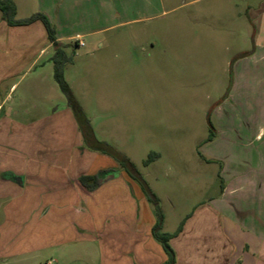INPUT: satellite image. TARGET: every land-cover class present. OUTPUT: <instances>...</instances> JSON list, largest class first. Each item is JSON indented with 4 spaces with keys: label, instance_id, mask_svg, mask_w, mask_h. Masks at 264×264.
Segmentation results:
<instances>
[{
    "label": "crops",
    "instance_id": "0c3cea01",
    "mask_svg": "<svg viewBox=\"0 0 264 264\" xmlns=\"http://www.w3.org/2000/svg\"><path fill=\"white\" fill-rule=\"evenodd\" d=\"M11 1L18 20L46 16L56 42L72 57L74 47L96 39L102 48L108 34L119 39L116 29L168 11L163 0ZM255 15L257 44L250 55L261 59L264 3ZM55 49L41 22L8 26L0 12V264H58L49 252L77 242L96 243L99 264H163L166 255L152 236L154 209L140 185L112 157L85 146L58 93ZM237 135L242 146L264 144V128ZM84 177H98L99 183L89 190ZM208 184L212 195L194 207L170 240L175 264H264V161L224 164L208 176ZM163 227L168 234L177 230Z\"/></svg>",
    "mask_w": 264,
    "mask_h": 264
},
{
    "label": "rangeland",
    "instance_id": "374dc122",
    "mask_svg": "<svg viewBox=\"0 0 264 264\" xmlns=\"http://www.w3.org/2000/svg\"><path fill=\"white\" fill-rule=\"evenodd\" d=\"M163 1L167 13L116 29L119 39L108 34L104 47L96 39L74 47L63 74L93 134L131 160L171 232L212 195L209 175L230 162L264 161V144L245 147L237 135L264 128V58L250 55L264 0ZM49 253L58 264H99L96 243Z\"/></svg>",
    "mask_w": 264,
    "mask_h": 264
},
{
    "label": "trees",
    "instance_id": "16d2710c",
    "mask_svg": "<svg viewBox=\"0 0 264 264\" xmlns=\"http://www.w3.org/2000/svg\"><path fill=\"white\" fill-rule=\"evenodd\" d=\"M0 12L2 20L6 22L8 26H24L36 21L42 23L47 33L48 42H50L56 48L51 58V62L53 64L54 80L57 83L60 91L66 97L68 107L73 112L85 146L92 151H97L112 157L119 163V165L128 174V176L140 185L147 201L152 205L154 209L156 222L152 228V236L161 245L166 255L167 259L163 264H175L176 256L173 248L170 245V240L180 232L182 223L173 234L162 232L163 215L161 213L159 201L156 195L150 190L139 172L126 158H124L120 153L115 151L106 143L100 142L95 138L88 120L81 112L69 86L64 80V66L65 64L71 62L72 55H68L66 53L65 46H62L56 42L54 26H52L47 17L42 14H34L28 18L21 20L16 19V8L11 0H0ZM207 126L209 130V136L207 140L210 141L215 137V133L209 116L207 117ZM149 162L150 160L146 161L145 165H147ZM81 183L89 190H92L98 185L99 182L98 177H84L81 179Z\"/></svg>",
    "mask_w": 264,
    "mask_h": 264
},
{
    "label": "built area",
    "instance_id": "2783aa9c",
    "mask_svg": "<svg viewBox=\"0 0 264 264\" xmlns=\"http://www.w3.org/2000/svg\"><path fill=\"white\" fill-rule=\"evenodd\" d=\"M78 45L82 47V46H83V43H82V42H79V44H78Z\"/></svg>",
    "mask_w": 264,
    "mask_h": 264
}]
</instances>
